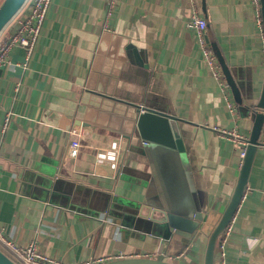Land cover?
Returning <instances> with one entry per match:
<instances>
[{
	"label": "crops",
	"instance_id": "1",
	"mask_svg": "<svg viewBox=\"0 0 264 264\" xmlns=\"http://www.w3.org/2000/svg\"><path fill=\"white\" fill-rule=\"evenodd\" d=\"M107 1L53 0L28 64L17 47L14 66L0 70V227L18 245L35 241L64 264L157 255L202 264L207 240L194 214L210 223L219 217L243 160L244 146L216 128H235L250 142L263 113L257 106L263 19L260 26L251 0H117L105 32ZM194 12L206 19L207 39L230 70L238 98L226 77L225 90L207 67L196 31L187 27ZM93 73L101 92L180 123L184 151L164 150L184 210L169 215L170 228L161 208L146 204L157 173L132 124L98 111L97 97L78 103L73 117L65 114L66 85H82ZM75 126L85 137L71 158L67 131ZM114 140L120 145L116 167L96 164V151ZM259 142L226 246L228 264H264L262 132Z\"/></svg>",
	"mask_w": 264,
	"mask_h": 264
},
{
	"label": "water",
	"instance_id": "2",
	"mask_svg": "<svg viewBox=\"0 0 264 264\" xmlns=\"http://www.w3.org/2000/svg\"><path fill=\"white\" fill-rule=\"evenodd\" d=\"M27 2L28 0L0 1V36L24 8ZM261 11L264 26V0H261ZM208 42H210L209 39ZM213 49L221 62L223 74L226 77L228 84L231 86L233 93L238 98V90L231 77L230 70L226 66L215 45ZM97 77V74L93 73L86 81H84L82 85H76L75 83H69L66 85L61 96L66 99L65 101H68L71 104L65 103L64 101L63 107L65 114L73 117L77 111L78 103H85L88 96L97 97L94 99V105L98 108V111L116 118L118 117L121 120L132 124V127L136 129L139 137L147 144L145 154L149 156L151 165L157 173V175L152 179L153 195H149L146 198V204L148 207L151 206L155 210L161 208L164 216L161 221L165 222L166 226L170 228L168 222L169 215L182 216L184 210L181 206L182 204L179 203L177 199L178 187L172 179V172L169 167V158L165 155L164 150L184 151L180 123L176 118L171 117L166 113L142 108L135 103L117 98L115 95L109 94L108 92H101V90L96 88L94 85L95 81H97ZM257 106L259 109L264 110V81ZM263 122L264 115L262 113L256 123L252 139L246 147L245 156L242 160L236 184L225 209L219 214L218 218L213 220L212 223L207 220L205 221V215H203L200 211L194 214V219L197 221V224H202L200 232L203 235L205 234L207 240L202 264H217L216 257L220 241L228 224L236 215L248 188L250 176L260 146L259 138L261 136ZM78 123V125L81 124L84 127L91 126L90 123L81 120H78ZM118 172H120V170ZM0 264L19 263L0 248ZM105 264L177 263L169 261L164 257V255H157L153 257L119 258L106 262Z\"/></svg>",
	"mask_w": 264,
	"mask_h": 264
},
{
	"label": "built area",
	"instance_id": "3",
	"mask_svg": "<svg viewBox=\"0 0 264 264\" xmlns=\"http://www.w3.org/2000/svg\"><path fill=\"white\" fill-rule=\"evenodd\" d=\"M53 0H28L24 8L8 25L5 31L0 36V70L7 66H14L11 62V55L15 48H21L25 51L26 65L31 60L35 47L38 43L39 37L44 28L48 11L52 5ZM117 0H108L106 6V14L103 22L104 31L109 29V22L113 16V11L116 6ZM252 4L256 8L257 21L262 26V11L261 0H251ZM189 29L196 31L197 41L202 48L203 55L207 67L209 68L212 76L220 81L223 88L227 89V83L224 79L223 71L220 64L217 61L216 53L213 47L210 45L207 39L208 24L206 19L199 13L194 12L190 21L187 23ZM230 110L236 107L229 105ZM264 115V110H263ZM9 117H6L3 130L5 131L8 125ZM216 131L223 138H227L234 143L244 146L241 151V158L243 159L246 152V147L249 141L243 134L239 133L235 128L231 130L216 128ZM70 138V146L68 149L69 156L76 158L79 155L80 148L82 146V139L85 134L82 127L75 126L67 131ZM262 134L264 136V122L262 126ZM264 143V142H263ZM119 142L117 140L112 141L108 147L99 148L96 151V164L108 165L111 168H115L119 159ZM238 213V211H237ZM237 213L228 224L225 233L220 241L218 249V264H228V257L226 252V246L228 245L230 238L235 230ZM0 244L5 248V252L19 264H64L63 262L52 258L51 256L42 253L36 242L33 241L26 246L18 245L13 240L7 238L3 229L0 227ZM180 254L177 257H182ZM109 262V259L101 257L94 260H88L83 264H105Z\"/></svg>",
	"mask_w": 264,
	"mask_h": 264
},
{
	"label": "trees",
	"instance_id": "4",
	"mask_svg": "<svg viewBox=\"0 0 264 264\" xmlns=\"http://www.w3.org/2000/svg\"><path fill=\"white\" fill-rule=\"evenodd\" d=\"M0 248L3 249V250L5 249L1 244H0ZM4 251H5V250H4ZM6 253H7V252H6ZM10 256H11V255H10ZM216 262H217V259H216Z\"/></svg>",
	"mask_w": 264,
	"mask_h": 264
}]
</instances>
